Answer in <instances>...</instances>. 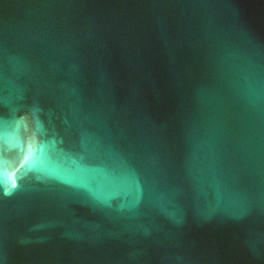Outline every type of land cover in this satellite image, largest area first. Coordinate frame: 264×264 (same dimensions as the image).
Instances as JSON below:
<instances>
[{"label": "water", "instance_id": "obj_1", "mask_svg": "<svg viewBox=\"0 0 264 264\" xmlns=\"http://www.w3.org/2000/svg\"><path fill=\"white\" fill-rule=\"evenodd\" d=\"M13 177L0 264H264V0H0Z\"/></svg>", "mask_w": 264, "mask_h": 264}, {"label": "clouds", "instance_id": "obj_2", "mask_svg": "<svg viewBox=\"0 0 264 264\" xmlns=\"http://www.w3.org/2000/svg\"><path fill=\"white\" fill-rule=\"evenodd\" d=\"M43 151L44 144L30 145L29 154L25 157L24 161L26 169L24 176L29 174H40L42 172L44 166ZM21 178L17 179L13 177L11 181L7 180L3 184H0V186L3 187L5 196L11 195L12 192L19 187Z\"/></svg>", "mask_w": 264, "mask_h": 264}]
</instances>
